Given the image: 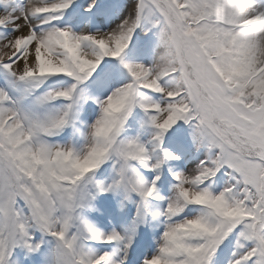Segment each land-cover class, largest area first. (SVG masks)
Listing matches in <instances>:
<instances>
[{"label":"snow or ice","instance_id":"6c2138e0","mask_svg":"<svg viewBox=\"0 0 264 264\" xmlns=\"http://www.w3.org/2000/svg\"><path fill=\"white\" fill-rule=\"evenodd\" d=\"M0 264H264V0H0Z\"/></svg>","mask_w":264,"mask_h":264}]
</instances>
